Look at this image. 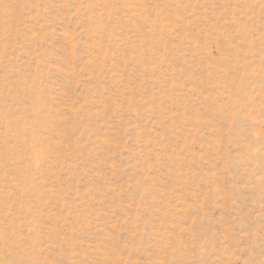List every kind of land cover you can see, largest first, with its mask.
<instances>
[{"label": "rangeland", "instance_id": "rangeland-1", "mask_svg": "<svg viewBox=\"0 0 264 264\" xmlns=\"http://www.w3.org/2000/svg\"><path fill=\"white\" fill-rule=\"evenodd\" d=\"M0 264H264V0H0Z\"/></svg>", "mask_w": 264, "mask_h": 264}]
</instances>
